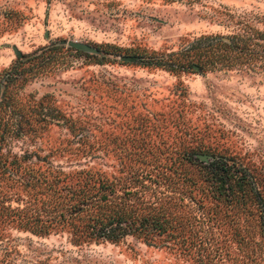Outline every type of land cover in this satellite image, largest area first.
Listing matches in <instances>:
<instances>
[{
	"label": "rangeland",
	"instance_id": "1",
	"mask_svg": "<svg viewBox=\"0 0 264 264\" xmlns=\"http://www.w3.org/2000/svg\"><path fill=\"white\" fill-rule=\"evenodd\" d=\"M237 18L264 29V0H0V75L17 50L54 55L51 70L13 86V105L0 103V264H264L258 201L218 193L200 161L225 155L264 197V68L140 62L231 33ZM49 171L130 182L172 227L153 243L76 237L64 214L35 231L57 214L32 178Z\"/></svg>",
	"mask_w": 264,
	"mask_h": 264
},
{
	"label": "trees",
	"instance_id": "2",
	"mask_svg": "<svg viewBox=\"0 0 264 264\" xmlns=\"http://www.w3.org/2000/svg\"><path fill=\"white\" fill-rule=\"evenodd\" d=\"M231 16L226 19L232 21ZM234 23L231 33L201 34L178 50L142 54L140 62L169 71L203 72L217 66L233 67L252 62L264 68V29L241 18H237ZM108 46L113 48L111 52L118 54L116 46ZM62 47L53 45L51 49ZM67 48L81 52L75 47ZM47 49L49 47H41L32 52L16 51L15 59L0 75L3 80L0 85V103L13 105L14 85L23 84L36 74L53 68L51 62L54 55L45 56ZM190 158L200 160L197 156ZM200 161L218 193L230 195L236 200H244L245 196L255 197L264 225V197L260 195L253 174L246 167H236L235 161H230L223 154H213L207 161ZM51 173L33 175L32 178L34 183L44 182L47 185L50 194L47 205L56 211L59 218L56 215L47 217L41 225L33 227L35 231L47 232L48 227L67 215V220L74 224L72 228L76 237L86 235L117 241L127 234H133L153 243L161 233L172 227L169 217L154 211L130 182L120 184L119 187L115 182L95 173L79 172L75 179L70 180L66 175L58 177ZM65 179L67 181L63 185H57Z\"/></svg>",
	"mask_w": 264,
	"mask_h": 264
},
{
	"label": "water",
	"instance_id": "3",
	"mask_svg": "<svg viewBox=\"0 0 264 264\" xmlns=\"http://www.w3.org/2000/svg\"><path fill=\"white\" fill-rule=\"evenodd\" d=\"M68 44L72 47H75L77 49H81L84 51H97V48L93 45H91L88 42L79 41V40H68ZM122 59H128V60H134L136 59V55H121Z\"/></svg>",
	"mask_w": 264,
	"mask_h": 264
}]
</instances>
